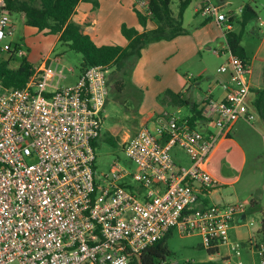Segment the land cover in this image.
<instances>
[{
    "label": "built area",
    "instance_id": "obj_1",
    "mask_svg": "<svg viewBox=\"0 0 264 264\" xmlns=\"http://www.w3.org/2000/svg\"><path fill=\"white\" fill-rule=\"evenodd\" d=\"M136 1L150 16L148 2ZM197 11L215 18L226 39L215 53L229 55L218 69L229 77L221 83L225 98L209 92L202 107L216 132L165 113L157 122L158 137L144 126L124 142L134 170L117 162L109 174L96 171L107 67L88 68L71 87L60 86L66 76L50 66L35 70L24 88L0 82V264H141L145 250L173 230L200 236L207 251L220 254L227 247L242 257L245 244L232 240L230 231L245 207L204 206L199 194L218 183L209 163L220 141L239 120L255 119L248 102L253 66L230 49L229 15L210 2ZM14 25L0 0V54L15 50ZM54 62L59 65L60 57ZM176 147L190 157L189 165L173 158ZM129 177L137 186L127 187ZM258 242L246 246L264 264V244Z\"/></svg>",
    "mask_w": 264,
    "mask_h": 264
},
{
    "label": "rangeland",
    "instance_id": "obj_2",
    "mask_svg": "<svg viewBox=\"0 0 264 264\" xmlns=\"http://www.w3.org/2000/svg\"><path fill=\"white\" fill-rule=\"evenodd\" d=\"M183 1L185 0L172 1L171 9L174 16L179 15L180 5ZM130 2H132L131 11L133 13H135L133 7H136L139 12L144 13L142 9L138 8V1L130 0ZM207 2L216 6L223 14H234L236 16L238 20L236 32L241 31V25L239 23L243 17V13L241 11L247 6L252 7L257 12L258 18L249 22V24L245 27L243 39L249 50H255L258 47L259 42L264 36V28L260 27V21L264 22V0H192L184 13V37L188 38L191 36L194 31L202 27V23H205L208 20V17H204L196 12V8H201L202 5ZM12 20L15 24L14 37L11 40L13 46L22 41L24 43V58H26L32 65L40 64L45 59L57 36L40 33L37 29L26 26L22 23L18 14H14L12 16ZM148 22H151L150 18H148ZM208 25L210 28L219 32L221 38L223 35L222 39H225L223 33L224 31L218 26L215 18H212ZM3 42L9 41L7 40ZM149 45L145 47H148V54H146L142 64L144 81L146 82L149 78H151V83L149 85L144 86L133 80V73L140 59L129 75L125 74L121 76L115 74L113 69H108L109 95L107 104L102 112L101 135L95 146L97 157L95 167L98 176L109 174L111 168L117 162L129 167L130 169H135V165L125 154L122 142L123 137L127 134L134 135L135 133H138L144 126H147L152 134L158 137V119L165 113H170L168 111H163L164 113L158 112L159 115L156 120L147 124L144 123L143 112H145L147 108L152 109L153 112H157V106L165 104V101L175 100L176 96H173L170 92V88H172V84L177 79L189 80L192 82L198 78V74L201 73L202 77H199L198 80L203 84L202 90H206L214 79L221 78L220 74L217 73V68L221 64L224 65L229 58V55L225 54L221 59L215 53L214 47L213 50H209L204 47L203 49H199L201 52L193 62V57H191L188 60L179 63L178 56L180 55L181 49L172 53L167 50H162L157 52L161 55H156L154 58L156 63L153 64V61L151 62V57L154 54L152 52L149 53V51L153 48H150ZM59 57L60 64L58 65V63L55 62L52 64V68H50L53 72H57L58 74L64 73L66 76L65 79L60 81V86L71 87L76 82L77 75L81 70L84 61L83 55L69 50L66 44L57 42L55 48L53 49L51 59L55 61ZM8 58L9 57L6 56V59ZM16 58L17 60L12 61L10 64L11 69H16L23 59L20 56H17ZM225 59L226 61L224 62ZM201 65L204 67V70L202 71L203 73L201 72ZM197 66H200V69H198ZM118 82L121 83V90H118L116 87ZM186 88H190L189 82L186 84ZM169 109H171L169 111H174L172 106L169 107ZM183 109L184 108L181 110ZM182 114L183 113H180L179 116H183ZM254 116L256 119L255 113ZM255 119L252 123L255 122ZM262 136H264V134ZM262 136L259 138L258 145L260 154L263 157L261 160V162L263 161L261 164L262 172L258 171V174H255L254 170L251 169L253 160H250L249 166L246 169L241 182V190L243 192L242 196L245 197L243 200H250L252 197L264 194V137ZM171 154L176 161H178L180 157H183L188 161L190 159V157L178 147L174 148ZM125 181L126 184L130 186H137V183L130 177ZM248 185H251V191H248ZM229 202V204L232 205L240 204L245 207L246 210L248 208V205H244L243 203H234L236 202L235 200H230ZM263 219L264 214L261 210L249 212L248 218L243 222L245 224L243 232L250 234L251 237H255L254 240L256 241L260 240L261 237L259 236V231L261 229ZM231 238L232 240L237 241L235 231L231 233ZM166 246L172 253V256L167 260V264H187L188 262L203 263L209 261L222 262L223 258L227 255L230 256V260L226 264H239L241 261L244 264H260L259 257L254 252L250 253V250L246 245V250L245 248L243 249L242 257H238L235 253H231L227 247H221L220 254L218 255L210 254L203 247L202 238L196 236H181L176 230H173L166 239Z\"/></svg>",
    "mask_w": 264,
    "mask_h": 264
},
{
    "label": "crops",
    "instance_id": "obj_3",
    "mask_svg": "<svg viewBox=\"0 0 264 264\" xmlns=\"http://www.w3.org/2000/svg\"><path fill=\"white\" fill-rule=\"evenodd\" d=\"M94 1L97 3L96 6L93 0H82L78 4L71 19L73 22L81 26L84 34L90 36L97 46L113 45L126 48L129 41L122 32L124 25L130 29H135L139 33L154 30L157 27V25L152 21L150 23L147 22V26L143 27L134 7L133 10L135 13L131 11L132 2H130V0ZM198 9L199 8H196V12L197 14H200L197 11ZM229 16L234 17L236 21H238L234 14ZM236 21L232 24V31L235 32L237 30ZM209 22H211V19L202 23V27L194 31L188 38L184 37L185 35H181L170 41L163 40L149 45L150 48H153L149 51V53L152 52L154 54L151 57V62L153 61V64L156 63L154 58L156 55H161L157 52L162 50H167L172 53L181 49L180 55L178 56L179 63H181L191 57H193V62L201 52L199 49H203L204 47L209 50H213V47L215 50L217 48H225L226 39H222L223 35L221 38L219 32L210 28L208 25ZM57 42H59V36L56 37V40L54 41L45 59L40 64L33 65L35 70L44 68V66L51 67L52 64L55 63L54 60L51 59V55ZM19 44L24 45L22 41L19 42ZM241 44L246 52V60L251 62L253 66V73L250 79L251 93L248 97V102L251 112L256 115V119L254 123H252L253 121L249 122L241 119L228 133H226L225 137L220 141L209 163V171L218 183L211 191H201L199 195L204 206L228 205L230 200H235L236 202L234 203H243L244 205H248L247 210L236 219L230 231V234L235 231L237 242H241L243 245H246L249 241L254 240L255 238L251 237L250 234L243 232V227L245 225L243 222L248 218V213L252 212L251 207L259 205V207H261V212L264 214V194L252 197L250 200H243L245 197L242 196L243 192L241 190L243 175L249 166L250 160H253L251 169L254 170V173L258 174V171L262 172L261 164L263 161L261 162V160L263 157L260 154L258 145L260 136L264 134V108L260 110L257 103L259 101L260 91L264 89V36L255 50H249L246 42H244V39H242ZM147 50L148 47L142 51V56L133 73V80L144 86L151 83V78L145 82L142 74V64L146 54H148ZM219 57L221 59L223 58L222 56ZM225 61L226 59L224 62ZM222 65L223 64L217 68V73L220 74L221 78L214 79L206 90H202L203 84L198 80L199 77H202L201 73L198 74L199 77L192 82L189 80L177 79L172 84V88H170V92L173 96H176V99H173L172 101L168 100L167 102L165 101V104L157 106V112H153L152 109L147 108L145 112H143L144 123L148 124L149 122H154L159 115L158 112L161 113L163 111H168L170 114L181 120L196 119L195 128L200 129L204 133L216 132V129L202 116V107L209 92H211V95L217 100L224 99L226 96V93L221 87V83L227 81L229 77L227 74L218 72V69H220ZM197 68L200 69V66H197ZM203 70L204 67L201 65V72ZM82 73L83 72L80 70L77 75L76 82L72 86L77 83ZM188 82L190 83V88L187 89L186 84ZM171 106L174 111H169L171 110L169 109ZM182 108L184 109L181 110ZM180 113H183V116H179ZM136 134L137 133L134 135ZM134 135H125L122 140L123 144ZM177 162L181 165H189L190 159L188 161L183 157H180ZM131 187H135V185ZM248 189V191L252 190L251 185H248ZM244 215H246L245 218H243ZM249 252L252 253L251 250ZM223 259H225V257Z\"/></svg>",
    "mask_w": 264,
    "mask_h": 264
},
{
    "label": "trees",
    "instance_id": "obj_4",
    "mask_svg": "<svg viewBox=\"0 0 264 264\" xmlns=\"http://www.w3.org/2000/svg\"><path fill=\"white\" fill-rule=\"evenodd\" d=\"M82 0H4L6 9L11 17L18 14L26 26L37 29L39 32L59 36V42L66 44L69 50L83 55L82 72L93 66H104L113 69L115 74H130L136 63L142 56V50L149 44L159 41H170L185 33L184 13L192 0H185L180 5L178 16H174L171 4L173 0H146L150 16L145 15L134 7L139 21L143 27L147 26L148 18L157 27L154 30L139 33L135 29L123 26V35L128 39L126 48L113 45L97 46L94 41L84 34L80 25L72 21V16ZM95 6L97 3L93 0ZM243 17L240 20L241 31H228L226 38L231 51L242 59L246 60V52L242 46V39L245 34V27L249 22L258 18L257 12L250 6L242 10ZM231 23L236 19L232 16ZM237 22V21H236ZM23 49L22 44H15V50L10 54H0V82L6 88H24L35 73L34 66L21 56L22 61L16 69H11L12 61L17 60V51ZM15 55V56H14ZM6 56L9 58L6 59ZM14 56V57H13ZM16 58V59H15ZM118 90L122 89L121 83L116 84ZM258 106L264 108V89L260 91ZM200 114V113H199ZM195 120H189L192 127H195ZM96 146V142L94 143ZM131 188V186H127ZM252 212L261 210L259 205L251 207ZM170 235V234H169ZM168 235V236H169ZM150 246L145 250L139 262L141 264H167L172 256L166 246V239ZM259 244H264V219L259 231ZM210 254H217V251H208ZM227 259L222 262H203L187 264H226ZM133 264H139L135 261Z\"/></svg>",
    "mask_w": 264,
    "mask_h": 264
},
{
    "label": "water",
    "instance_id": "obj_5",
    "mask_svg": "<svg viewBox=\"0 0 264 264\" xmlns=\"http://www.w3.org/2000/svg\"><path fill=\"white\" fill-rule=\"evenodd\" d=\"M246 217V215H244V217L243 218H245Z\"/></svg>",
    "mask_w": 264,
    "mask_h": 264
}]
</instances>
